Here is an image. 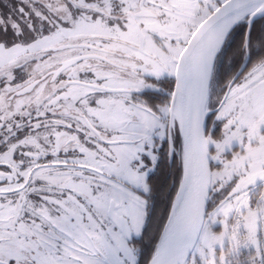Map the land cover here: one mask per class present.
I'll return each mask as SVG.
<instances>
[{
    "label": "snow or ice",
    "instance_id": "6c2138e0",
    "mask_svg": "<svg viewBox=\"0 0 264 264\" xmlns=\"http://www.w3.org/2000/svg\"><path fill=\"white\" fill-rule=\"evenodd\" d=\"M0 264H264V0H0Z\"/></svg>",
    "mask_w": 264,
    "mask_h": 264
}]
</instances>
